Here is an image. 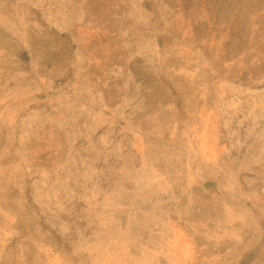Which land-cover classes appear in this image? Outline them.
I'll return each mask as SVG.
<instances>
[{"label": "rangeland", "instance_id": "1", "mask_svg": "<svg viewBox=\"0 0 264 264\" xmlns=\"http://www.w3.org/2000/svg\"><path fill=\"white\" fill-rule=\"evenodd\" d=\"M0 264H264V0H0Z\"/></svg>", "mask_w": 264, "mask_h": 264}]
</instances>
